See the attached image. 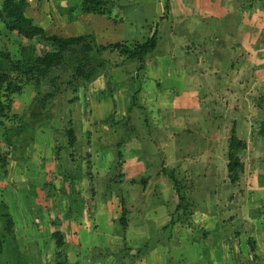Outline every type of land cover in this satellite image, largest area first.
<instances>
[{"label": "rangeland", "instance_id": "1", "mask_svg": "<svg viewBox=\"0 0 264 264\" xmlns=\"http://www.w3.org/2000/svg\"><path fill=\"white\" fill-rule=\"evenodd\" d=\"M112 1L110 24L125 15L137 24L145 18L144 25L127 41H102L82 31L89 25H74L77 10L64 15L73 21L68 27L52 17L48 35L80 30L95 43L72 48L38 81L25 71L52 47L39 37L1 35L0 53L4 41L21 71L0 60V74L19 89H0V264H186L199 260L209 231L236 226L233 218L236 231L245 216L264 230V0ZM55 6L45 0L46 11ZM154 33L156 47L143 63L95 48L134 46ZM132 103L146 108L149 129L141 108L122 118ZM76 117L78 154L68 135ZM231 137L245 143L235 153L243 164L236 182L227 171ZM127 141L136 147L131 154ZM127 159L143 167L127 172ZM10 182L14 199L4 197ZM7 215L22 217L29 234L21 227L7 234ZM122 219L132 223L127 231ZM48 222L53 230L61 225L60 250L54 238L49 243ZM229 230L225 248L216 244L217 259L232 258L234 244L245 264H264V232L245 227L235 237Z\"/></svg>", "mask_w": 264, "mask_h": 264}, {"label": "crops", "instance_id": "2", "mask_svg": "<svg viewBox=\"0 0 264 264\" xmlns=\"http://www.w3.org/2000/svg\"><path fill=\"white\" fill-rule=\"evenodd\" d=\"M25 1H26V4H27L26 10H25L26 17L31 19V21L33 22L34 25L43 28L45 30V32L47 31L49 26H51L52 17H55V16H56V19L59 22V25L65 26V27L70 26V24L73 21L69 20V19H66V17L64 15L66 14V12H69V11H72V10H75V12H76V10L79 11L78 15L75 14V15L71 16V19H73L74 21L78 20L77 23L74 22V25H77L80 22H83V24L89 25V26L86 27V29H82V31H84V32L86 31V34H93L95 36V38H97V39L99 38L102 41H104V36L109 38V39H112V37H115L114 39L117 38L118 40H120L122 42L127 41L129 39V37H131V34L135 33V31H136L135 27L136 26H138V27L139 26H143L144 23H145V18L142 20L141 23L137 24L136 22H131L128 19H124V16H125L124 15L122 18L119 17V18H121V20H120L121 22L119 23V25L118 26H114L112 23L111 24L109 23L110 22V20H109L110 16L94 15V14H82V13H80V9L83 6H78V5H80L81 3H84L85 0H55V2H56L55 9L51 10L49 8V9H47V11L45 10V0H25ZM110 1H111V5H112L114 3V1H112V0H110ZM206 1L210 3V0H204L203 2H206ZM140 2L144 3V0H140ZM2 3H3V0H0V6L2 5ZM118 3L122 4L123 1L121 0V2H118ZM40 6H43V7H40ZM115 7H117V6H115ZM109 10H110V13H111L112 8L110 6H109ZM52 11H55L56 13H54ZM94 17H97V19H95ZM91 20H97V21H99L100 24L102 22H104V25L102 24L104 26L103 28H98V29L96 28L97 30H99L100 34L97 32V30L96 31L94 30L95 29L94 26H91L92 22L89 24L88 21H91ZM80 32L81 31L79 30V31L75 32L74 36L70 35V36H64V37H77V36L85 35V34H83L84 32H82V33H80ZM97 34H99V36H96ZM1 35L4 36L6 40L10 39L11 35H16V37H19L20 39H22V41L29 40V39H25V38L17 35L16 33L8 32L5 29L3 23L0 21V38L2 37ZM54 35H56V34H54ZM36 39H37V37L34 38L33 40H36ZM117 42H119V41H117ZM101 46H106V44L104 43V45H101ZM1 47H3L4 50H6L5 52H9L10 51L7 48V45L4 44V41L2 42ZM20 49H24L23 51H25V48H22V46H21ZM5 52H3V53H5ZM138 90H139V88L136 90V95H138V93H137ZM167 92L170 93V90H167ZM162 94H163V97H166V92L162 91L160 93V95H162ZM156 95H159V94L156 93ZM170 100H171L170 102H172V104L174 105V102H173L174 99L172 98V96L170 97ZM53 102H54V100L51 101V102L50 101L45 102V119L50 116V115L47 116V114H48L47 112L50 111L49 107L52 106L51 104ZM136 107L138 109L141 108L140 110H143L144 121H145V123H147V128L149 129L150 128V125H149L150 121H149V118H148L149 116H147V114H145V111H146L145 109L146 108H144L142 106V104H140V106H134L133 103H132V105H130L128 107V112L129 113H127V115L122 117V118L129 120L130 119L131 110L133 108H136ZM76 118H77L78 121L74 120V124L71 125V127H70V131L72 132V136H73V139H74L73 145H72L73 147L71 148V150L74 151L73 152L74 154H76L77 152L79 153V151L75 152L77 150V144L76 143L82 137L80 135V129H79L82 123L79 120V117H76ZM88 123H91V122H89V120H88ZM91 136H92L91 134H88V136H87L88 140L87 141L91 140ZM54 138H55V136H54ZM49 139L51 141L50 149H52V147H55V144H56L55 140H57V139L56 138L54 140H53V138H49ZM14 141H15L14 144H17V147H20V145H21V144H19L20 141L16 137L14 138ZM129 141H127V143L125 145V149L129 148L130 149L129 153L131 154V148H136V147H135V144H131V143H129ZM108 146H109V144H108V142H106V147H108ZM106 147L104 149H106ZM14 149L16 150V146H15ZM104 151H106V150H104ZM126 154L129 155L128 153H126ZM79 155H81V154H79ZM129 160L130 159H127L128 163H127L126 168L124 169V170H127V172L130 171V170L135 169L136 166L140 165V164H136L135 165L136 162H140V161H135L134 160L135 162L130 164ZM142 167L143 166H141V168ZM4 187H5V190H3V192H6V195H4V197H7L9 199H11V198L14 199V197H13V193L15 192L14 191V188H15L14 185L11 182L10 183H5V184H3V188ZM252 218H253V216H252ZM245 219L246 220L243 221L244 222L243 223V228L238 229L237 231H236V226H239L237 218H233L234 224L237 222L236 226H234V227H230L229 226V227H225L224 228V227L221 226V228L217 229L216 232L215 231L214 232L209 231V234L207 236H205V238L202 240V243L204 242V245H205L204 246L205 250L204 251L198 250V254L199 255L197 257H198L199 260L197 261V260H192L191 259L188 262L186 261V264H245L246 262L243 261L241 259V257L238 255V252L236 251V247H235L234 244H233V247L231 248L232 253L230 254V255H232V258H230L227 255L223 254V255H221V259H217L216 258V253H215V250H216L215 247H217L216 244L220 243L219 249H222L225 246L224 244H225V241L227 239L226 238V234H227L228 231H230L229 229H232V231L233 230L235 231V233H234L236 235V236L234 235L235 237L239 236V235H237L238 232H242L245 227H247L250 230H252V233L256 234L257 232H259L258 234H260V235H261V233L263 234L264 230H262L261 228L258 229L256 224L253 221H251L248 216H245ZM13 223H14V227L15 228H17V227L20 228L21 227L20 225L24 224L25 221L23 220L22 217L21 218L19 217V220H17V219H16V221L13 220ZM50 223L51 222H48V225H49L48 228H49V231H50L51 239L49 241L48 235L47 236L45 235V239L47 241H49V243L54 245V242H53V239H52L53 238L52 237L53 233L54 232H59L62 235V237H63V232L61 231V228H60L61 225L58 226L55 230H53L52 225H51L52 223L51 224ZM124 227H125V231H127L130 227H132V223L131 222L126 223V221H125ZM21 229L23 231H25V233L29 234V232L27 230V227L26 228L25 227H21ZM28 234H26V235H28ZM233 239H231V241H233ZM257 245H258V243H257ZM226 248H227V246H226ZM235 256H239V258H235Z\"/></svg>", "mask_w": 264, "mask_h": 264}, {"label": "trees", "instance_id": "3", "mask_svg": "<svg viewBox=\"0 0 264 264\" xmlns=\"http://www.w3.org/2000/svg\"><path fill=\"white\" fill-rule=\"evenodd\" d=\"M110 0H85L83 7L80 9L82 14H94V15H110L109 6ZM27 4L25 0H3L0 7V21L3 23L5 29L10 33H16L17 35L32 40L39 37L44 43H48L52 50L44 53L35 59L34 64L30 66L25 72L28 73L31 78H36L38 81L42 77H46L52 68L60 66L64 60L65 54L72 48L77 47L85 43L88 39L95 43L93 36H77V37H62L58 35H48L45 30L39 26L33 24L31 19L25 15ZM168 6H165V10ZM156 47V33L143 43L129 46L123 43H114L106 46H98L95 44L97 53L103 54L104 52L116 51L120 55L124 56L128 60H137L141 63L153 52ZM0 60L8 63L12 70L15 72L21 71L18 64L12 61L11 57L7 53L0 54ZM6 84L5 91L8 93H16L19 89L11 82L9 75L3 73L0 74V89ZM50 101V100H49ZM0 108L2 105L0 103ZM260 136L264 137V121L261 123L258 130ZM70 137L69 144L73 145L72 132L69 131ZM245 143L238 140L235 137H231L229 142V153L227 171L229 179L232 182L238 180L239 172L243 169V164L236 156V151L240 148H244ZM125 210H123L124 212ZM123 225L125 220L122 219ZM14 223L12 218L7 215L6 221V233L11 234L13 232ZM53 238L57 249L59 250L63 246V237L59 232L53 233ZM3 250V245L0 240V253Z\"/></svg>", "mask_w": 264, "mask_h": 264}]
</instances>
